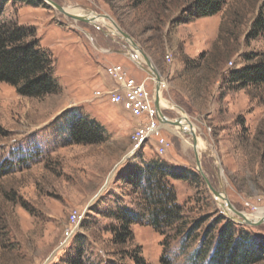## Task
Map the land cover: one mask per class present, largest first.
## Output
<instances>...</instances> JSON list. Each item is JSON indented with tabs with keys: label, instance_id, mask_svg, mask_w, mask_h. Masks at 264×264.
I'll return each instance as SVG.
<instances>
[{
	"label": "rangeland",
	"instance_id": "1",
	"mask_svg": "<svg viewBox=\"0 0 264 264\" xmlns=\"http://www.w3.org/2000/svg\"><path fill=\"white\" fill-rule=\"evenodd\" d=\"M51 1L107 23L74 20L44 0H0L1 20L35 28L61 86L30 98L0 83V264H65L76 248L88 264H135L134 255L144 264H207L226 221L264 237V223L244 224L213 192L249 220L264 210V85L228 82L233 71L264 60V37H250L264 0H227L215 16L192 21L195 0ZM131 41L160 75L165 116L185 115L194 128L210 186L197 166L195 137L175 126L134 152L144 121L111 102L118 84L108 70L122 67L151 94L157 84ZM81 116L101 124L104 143L70 144V122ZM161 139L168 143L162 155ZM151 160L186 173V181L169 180L183 219L160 231L146 220L116 243L118 223L104 214L142 205L141 190L117 174Z\"/></svg>",
	"mask_w": 264,
	"mask_h": 264
},
{
	"label": "trees",
	"instance_id": "2",
	"mask_svg": "<svg viewBox=\"0 0 264 264\" xmlns=\"http://www.w3.org/2000/svg\"><path fill=\"white\" fill-rule=\"evenodd\" d=\"M227 0H195L188 7L189 21L213 17L224 8ZM1 9V8H0ZM0 11V15H1ZM251 38L264 37V12L255 19ZM252 60L251 56H246ZM228 82L239 86L264 85V60L233 71ZM0 83L14 86L19 95L44 98L57 94L61 86L54 76L51 53L41 47L34 27L23 26L15 20L0 19ZM70 144L95 145L107 140L106 130L95 119L75 117L69 125ZM197 176V175H194ZM117 179L141 190V210L119 206L114 213L118 225L112 228L116 243H125L132 237V226L148 221L155 230L173 226L183 219L182 208L177 204L176 191L169 180H188L183 170L170 168L160 160L130 164L118 172ZM78 247V246H77ZM135 264L144 260L134 255ZM264 261V237L254 236L226 221L217 236L207 264H258ZM167 263L166 259L162 260ZM65 264H88L84 251L76 248Z\"/></svg>",
	"mask_w": 264,
	"mask_h": 264
},
{
	"label": "built area",
	"instance_id": "3",
	"mask_svg": "<svg viewBox=\"0 0 264 264\" xmlns=\"http://www.w3.org/2000/svg\"><path fill=\"white\" fill-rule=\"evenodd\" d=\"M108 72L118 84L108 93L111 102L115 105H121L132 117L144 121V123H140L141 125L136 129L134 135L136 141L134 152L138 151L145 141L159 135L166 126L161 122L160 113L155 106V94L148 91L145 83L137 82L132 78L128 79L126 72L120 66H114ZM159 144L161 155L165 154L168 143L161 139ZM80 219L81 222L84 216H81ZM72 235L74 233H70L69 238Z\"/></svg>",
	"mask_w": 264,
	"mask_h": 264
},
{
	"label": "water",
	"instance_id": "4",
	"mask_svg": "<svg viewBox=\"0 0 264 264\" xmlns=\"http://www.w3.org/2000/svg\"><path fill=\"white\" fill-rule=\"evenodd\" d=\"M45 2H49L51 5H53L55 8H57L61 13L65 14L66 16L74 19V20H78V21H84V22H91L90 19H88L87 17H79V16H74V15H71V14H68L65 10V8H63L62 6L58 5L57 3L51 1V0H44ZM126 38L127 35H125ZM147 62H146V65L147 67H143L142 66V69H144L147 73H149L150 75H153L154 78L156 79L157 81V85H156V93H155V106L157 108V110L159 111L160 113V116H161V122L164 123V124H168V125H172V126H182V123L180 122V120H177V121H173L168 119L162 109H161V102H160V93H161V82H160V75L158 74V72L156 71V69L154 68L153 66V63L151 62V60L147 57L146 58ZM151 69V71H148V69ZM192 127V126H191ZM183 132H185L184 130H182ZM194 136V135H193ZM195 137V136H194ZM194 147L196 148L197 147V142H196V139L194 138ZM196 151V150H195ZM196 159H197V166H198V169L200 171V173L202 174L203 178L205 179V181L208 183V185L210 186V183L207 179V177L205 176V174L203 173L202 169H201V162H200V159H199V156L196 152ZM213 192L214 194L217 196V197H220L224 202H225V206H227L230 210L234 211L235 213H237L243 220V223L246 224V225H261L264 223V218L260 221V222H254V221H251L249 220L246 216H244L243 214L239 213L238 211H236L234 209V207L231 205V203L229 202V200L224 197V196H221V193L215 191L213 189Z\"/></svg>",
	"mask_w": 264,
	"mask_h": 264
},
{
	"label": "bare ground",
	"instance_id": "5",
	"mask_svg": "<svg viewBox=\"0 0 264 264\" xmlns=\"http://www.w3.org/2000/svg\"><path fill=\"white\" fill-rule=\"evenodd\" d=\"M66 10V9H65ZM66 12L68 13V14H71V15H74V16H79V17H83V16H86V13L85 12H83V13H77V12H73V11H70V10H66ZM68 17V16H67ZM88 19H90V21L91 22H94V23H99V24H106L107 22H105V17L104 16H99V15H96L95 17H92L91 18V16L89 17V16H86ZM116 28V27H115ZM113 31H114V33L115 34H117V35H119V34H121L123 37H124V35H123V32L122 31H120L119 29H113ZM133 42L131 41V44H132ZM132 47L134 48V50H136L138 53H140L141 55H142V57H143V59H144V61L145 62H143V60H142V58L140 57V56H138V58H137V62L139 63V64H144L145 63V66H146V58H147V56H145L140 50H139V48L138 47H136V46H134L133 44H132ZM148 71H151V69L149 68L148 69ZM152 77H154L153 75H151ZM160 81H161V79H160ZM156 84H157V81H156ZM160 102H161V107L163 108L164 107V103H163V100H162V97H161V93H160ZM173 122V121H172ZM180 122L182 123V126L180 127V126H177V127H175L177 130H179V131H181V130H184L185 131V133L186 134H192V135H194V134H196L194 131V128L193 127H191V125H190V122H189V120H188V118L185 116V115H183L182 117H181V119H180ZM167 125V124H166ZM195 136V135H194ZM195 138H196V141H197V137L195 136ZM190 144V143H189ZM192 145V144H191ZM193 147H194V145H192ZM200 146L197 144V147L195 148L194 147V149L196 150V152H197V154H198V156H200ZM222 196V195H221ZM233 215V214H232ZM248 219H251V218H249V217H247ZM264 218V210H261L259 213H258V215H257V218L255 219V220H251V221H254V222H257V221H261L262 219Z\"/></svg>",
	"mask_w": 264,
	"mask_h": 264
}]
</instances>
